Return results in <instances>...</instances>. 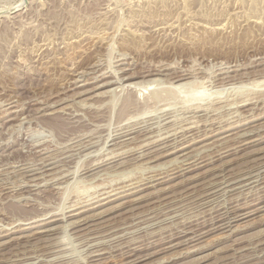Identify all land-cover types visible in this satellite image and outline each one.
Wrapping results in <instances>:
<instances>
[{"label":"rangeland","instance_id":"374dc122","mask_svg":"<svg viewBox=\"0 0 264 264\" xmlns=\"http://www.w3.org/2000/svg\"><path fill=\"white\" fill-rule=\"evenodd\" d=\"M263 143L264 0H0V264H264Z\"/></svg>","mask_w":264,"mask_h":264},{"label":"bare ground","instance_id":"6f19581e","mask_svg":"<svg viewBox=\"0 0 264 264\" xmlns=\"http://www.w3.org/2000/svg\"><path fill=\"white\" fill-rule=\"evenodd\" d=\"M21 1H23V0H21ZM21 3H22V2H21ZM21 3H20V4H21ZM22 4H23V3H22ZM18 6L20 7V5H18ZM16 7H17V6H16ZM9 10H10V9H9ZM98 39H99V38H98ZM102 40H103V39H102ZM98 53H99V52H98ZM142 68H143V67H142ZM130 69H131V68H130ZM124 70H125V69H124ZM124 70H123V71H124ZM121 71H122V70H121ZM125 71H126V70H125ZM136 71H137V70H136ZM138 71H139V70H138ZM139 72H140L139 74L136 72L138 75L135 74L136 76H135V75H132V76H133V77L135 76L134 78H142V79H144V80L147 81V78L149 79V77L156 76V75L158 74V72H160V70L157 69L156 67H155V68H153V67H145V68H143V70H141V71H139ZM179 72H180V71H179ZM187 72H188V70H187ZM134 73H135V72H134ZM134 73H132V74H134ZM156 73H157V74H156ZM176 73H178V71H177ZM176 73H174V74H176ZM192 73H193V72H192ZM105 74H106V73H105ZM161 74H163V73H161ZM188 75H189L188 73H185V72L183 71L182 73H179L178 75L175 76L174 81H176V80H177V81H183ZM102 76H103V75H102ZM111 76H112V75H111ZM132 76L130 75L129 77L132 78ZM159 76H160V75H159ZM191 76H192V75H191ZM104 77H106V76H104ZM171 77H173V76H171ZM171 77H170V78H171ZM102 78H103V77H102ZM187 78H188V77H187ZM187 78H186V79H187ZM118 79H119V78H118ZM120 79H121V78H120ZM128 79H130V78H128ZM150 79H151V78H150ZM154 79H155V78H154ZM154 79H152V80H154ZM186 79H185V80H186ZM126 80H127V79H126ZM152 80H151V81L149 80V82H146V81L141 80L140 82H141V84L145 83V84L148 85V86H149V84H150V85H154L155 82L157 83V81H152ZM159 80H160V79H159ZM172 80H173V79H172ZM172 80L170 79L169 82L173 83ZM120 81H121V80H120ZM123 81H124V80H123ZM128 81H129V80H128ZM142 81H143V83H142ZM161 81H163V80H161ZM167 81H168V80H167ZM167 81H166V82H167ZM137 82H138V81H137ZM137 82H136V84H137ZM140 82H139V85H140ZM153 82H154V84H153ZM159 82H160V81H159ZM184 82H185V81H184ZM195 82H196V81H195ZM109 83H110V82H109ZM133 83H134V82H133ZM171 83H170V84H171ZM181 83H182V82H181ZM106 84H108V83H105V85H106ZM110 84H111V83H110ZM136 84H135V85H136ZM145 84H143V85H145ZM177 84H178V83H177ZM131 85H132V83H131ZM135 85H134V86H135ZM143 85L141 86V88H143ZM158 85H159V84H158ZM181 85H182V84H181ZM129 86H130V85H129ZM170 86H171V85H170ZM177 86H178V85H177ZM189 86H190V84H189ZM242 86H243V85H242ZM135 87H138V86H135ZM139 87H140V86H139ZM155 87H156V86H155ZM174 87H175V86H174ZM178 87H179V86H178ZM206 87H207V86H206ZM145 88H146V87L144 86V90H145ZM149 88H150V87H149ZM149 88H148V89H149ZM151 88H152V87H151ZM172 88H173V87H172ZM172 88H170V89L172 90ZM184 88H185V87H184ZM139 89H140V88H139ZM148 89H146V90H148ZM153 89H154V88H153ZM174 89H175V88H174ZM135 90H136V89H135ZM157 90H158V89H156V91H157ZM181 90H182V89H181ZM206 90H207V89H206ZM148 91H149V90H148ZM152 91H153V90H152ZM154 91H155V90H154ZM158 91H159V90H158ZM202 91H203V90H202ZM220 91H221V90H220ZM137 92H138V91H137ZM137 92H135V93H137ZM143 92H144V91H143ZM149 92H150V91H149ZM175 92H176V90H175ZM178 92H179V91H178ZM184 92H186V91H184ZM197 92H198V91H197ZM133 93H134V92H133ZM152 93H154V92H152ZM180 93H181V91H180ZM191 93H192V92H191ZM130 94H132V92H131ZM136 95H137V94H136ZM191 95H192V94H191ZM202 95H203V94H202ZM133 96H134V95H133ZM151 96H152V95H151ZM204 96H205V95H204ZM206 96H207V95H206ZM197 97H200V94H199V96H197ZM208 97H209V96H208ZM136 98H137V97H136ZM152 98H153V97H152ZM195 98H196V96H195ZM195 98H194V99H195ZM201 98H202V97H201ZM210 98H211V97H210ZM134 99H135V98L133 97V100H134ZM189 99H190V98H189ZM190 101H191V99H190ZM201 101H202V100H201ZM137 102H140V101H138V99H137V101H136V99H135L134 101H131V102L128 101L127 106H125V104H124V106H125V108H126V107H127V108H129V107L132 108V107L134 106L133 108L137 109V108H138L137 106H138V105H141V104L133 105V103L135 104V103H137ZM126 103H127V102H126ZM148 103H149V102H148ZM157 103H158V102H157ZM202 103H203V102H202ZM250 104H251V103H250ZM130 105H131V106H130ZM132 105H133V106H132ZM142 105H144V106L147 105V106H148V104H145V103L142 104ZM135 106H136L137 108H136ZM199 106H200V105H199ZM241 107H245V105H244V106H241ZM123 108H124V107H123ZM127 108L125 109L126 112H127ZM131 108H129V109H131ZM192 108H194V107H192ZM129 109H128V110H129ZM195 109H197V108H195ZM198 109H199V108H198ZM202 109H203V108H202ZM191 110H192V109H191ZM206 110H207V109H206ZM121 111H122V110H121ZM121 111H120V112H121ZM123 111H124V109H123ZM130 111H131V110H130ZM130 111H128V113H129ZM196 111H197V110H196ZM199 111H200V110H199ZM199 111H198V113H199ZM204 111H205V110H203V112H204ZM120 112H119V113H120ZM163 112H164V111H163ZM200 112H201V111H200ZM212 112H213V111H212ZM101 113H102V112H101ZM109 113H110V112H109ZM122 113H124V112H122ZM189 113H190V112H189ZM102 114H103V113H102ZM130 114H131V113H130ZM130 114H128V115L130 116ZM191 114H192V113H191ZM206 114H207V113H206ZM126 115H127V114H126ZM199 115H200V114H199ZM124 116H125V115L122 114L121 117H124ZM191 116H192V115H191ZM195 116H196V114H195ZM202 116H203V115H202ZM166 117H167V115H166ZM192 117H194V116H192ZM169 119H170V118H169ZM198 119H199V118H198ZM246 119H247V118H246ZM125 120H129V119H125ZM241 120H242V119H241ZM247 120H248V119H247ZM121 121H122V120H121ZM165 121H166V120H165ZM254 121H255V120H254ZM249 122H250V121H249ZM137 125H138V123H137ZM129 127H130V126H129ZM132 129H134V128H132ZM190 129L194 130L195 128H190ZM188 130H189V129H188ZM192 130H191V131H192ZM200 130H201V129H200ZM128 131H129V130H128ZM131 131H132V130H131ZM134 131H135V130H134ZM143 132H144V131H143ZM185 132H189V131H185ZM185 132H182V133H185ZM198 132H200V131H197V133H198ZM204 132H205V131H204ZM127 133H129V132H127ZM138 133H139V132H138ZM146 133H147V132H146ZM223 133H224V132H223ZM139 134H140V133H139ZM147 134H148V133H147ZM185 134H186V133H185ZM185 134H183V136H184ZM187 134H188V133H187ZM189 134H190V133H189ZM218 134H219V133H218ZM109 135H110V134H109ZM131 135H132V134H131ZM142 135H145V134H142ZM175 135H177V134L175 133ZM175 135L172 134V137H174ZM192 135H194V134H192ZM195 135H196V134H195ZM195 135H194V136H195ZM128 136H129V135H128ZM146 136H147V135H146ZM183 136H181V137H183ZM190 136H191V135H190ZM194 136H193V137H194ZM240 136H241V135H240ZM245 136H246V135H245ZM116 137H117V136H116ZM139 137H140V136H139ZM185 137H186V136H185ZM196 137H197V136H196ZM238 137H239V136H238ZM134 138H135V137H134ZM158 138H160V137H158ZM164 138H165V137H164ZM168 138H169V137H168ZM168 138H167V139H168ZM176 138H177V137H176ZM186 138H187V137H186ZM194 138H195V137H194ZM262 138H263V137H262ZM128 139H129V138H128ZM162 139H163V138H162ZM162 139L160 138L158 143H160V140L162 141ZM165 139H166V138H165ZM236 139H237V138H236ZM108 140H109V139H108ZM117 140H118V139H117ZM171 140H172V139H171ZM171 140L169 139V142H170ZM175 140H176V139H175ZM175 140L173 139V141H174L173 143L176 144L178 141L175 142ZM177 140H178V139H177ZM182 140H183V139H182ZM184 140H185V139H184ZM187 140H188V139H187ZM194 140H195V139H194ZM194 140H192V141H194ZM122 141H123V140H122ZM143 141H144V140H143ZM154 141H155V140H154ZM156 141H157V140H156ZM180 141H181V140H180ZM195 141H196V140H195ZM254 141H255V140H254ZM110 142H111V141H110ZM149 142H150V141H149ZM151 142H152V141H151ZM162 142H163V141H162ZM167 142H168V141H167ZM167 142H166V143H167ZM185 142H186V141H185ZM190 142H191V141H190ZM257 142H258V141H257ZM257 142H256V143H257ZM260 142H261V141H260ZM124 143H125V142H124ZM143 143H144V142H143ZM156 143H157V142H156ZM164 143H165V141H164ZM164 143H162V144L164 145ZM196 143H197V141H196ZM250 143H251V142H250ZM113 144H114V143H113ZM151 144H152V143H151ZM153 144H154V143H153ZM170 144H171V146L173 145L172 142H171ZM185 144H186V143H185ZM185 144H184V145H185ZM263 144H264V143H263ZM89 145H90V144H89ZM148 145L150 146V144H148ZM156 145H157V144H156ZM163 145H162V146H163ZM178 145H179V144H178ZM208 145H209V144H208ZM211 145H212V144H211ZM252 145H253V143H252ZM119 146H120V145H119ZM141 146L144 147L143 145H141ZM153 146H155V145H153ZM157 146H158V145H157ZM166 146H167V145H166ZM166 146H165V147H166ZM168 146H169V145H168ZM168 146H167V147H168ZM171 146H170V147H171ZM189 146H191V145H189ZM238 146H239V145H238ZM241 146H242V145H241ZM246 146H247V145H246ZM249 146H250V145H249ZM258 146H259V145H258ZM113 147H114V146H113ZM120 147H121V146H120ZM145 147H148V146L146 145ZM155 147H156V146H155ZM239 147H240V146H239ZM81 148H82V147H81ZM123 148H124V147H123ZM153 148H154V147H153ZM161 148H163V147H161ZM247 148H248V147H247ZM254 148H255V147H254ZM90 149H91V148H90ZM139 149H141V147H140ZM149 149H150V148H149ZM156 149H157V148H156ZM158 149H159V148H158ZM158 149H157V150H158ZM172 149H174V146H173ZM180 149H181V148H180ZM164 150H167V149L164 148ZM232 150H233V149H232ZM242 150H243V149H242ZM259 150H260V149H259ZM85 151H86V150H85ZM87 151H88V150H87ZM135 151H136V150H134V152H135ZM142 151H143V150H142ZM144 151H145V149H144ZM150 151H151V150H150ZM159 151H160V150H159ZM178 151H179V149H178ZM180 151H181V150H180ZM227 151H228V150H227ZM227 151H226V152H227ZM255 151H256V150H255ZM111 152H112V151H111ZM114 152H115V151H114ZM131 152H132V151H131ZM146 152H147V151H146ZM162 152H163V151H162ZM165 152H166V151H165ZM174 152H175V151H173L172 153H174ZM184 152H185V151H184ZM256 152H257V151H256ZM258 152H259V151H258ZM126 153H127V152H126ZM126 153H125V154H126ZM132 153H133V152H132ZM138 153H140V152H138ZM150 153H151V152H150ZM160 153H161V152H160ZM167 153H168V152H167ZM167 153H166V154H167ZM224 153H225V152H223V155H224ZM88 154H89V153H88ZM90 154H91V152H90ZM122 154H123V153H122ZM122 154H121V155H122ZM128 154H129V152H128ZM140 154H141V153H140ZM148 154H149V153H148ZM162 154H163V153H162ZM170 154H171V153H170ZM225 154H226V153H225ZM231 154H232V153H231ZM260 154H261V153H260ZM109 155H110V154H109ZM109 155H108V156H109ZM123 155H124V154H123ZM123 155H122V156H123ZM130 155H132V154H130ZM130 155H129V156H130ZM142 155H143V154H142ZM142 155H141V156H142ZM145 155H146V154H145ZM167 155H169V153H168ZM167 155H166V156H167ZM173 155H174V154H173ZM183 155H184V154H183ZM220 155H222V153H221ZM226 155H230V153H228V154H226ZM70 156H71V155H70ZM70 156H69V157H70ZM104 156H105V155H104ZM106 156H107V155H106ZM108 156H107V157H108ZM141 156H140V158H141ZM146 156H147V155H146ZM146 156H145V157H146ZM148 156H149V155H148ZM156 156H157V155H156ZM158 156H159V155H158ZM162 156H164V155H162ZM169 156H170V155H169ZM186 156H187V155H186ZM188 156H189V155H188ZM252 156H253V155H252ZM69 157H68V158H69ZM115 157H116V155H115ZM123 157H124V156H123ZM159 157H160V156H159ZM225 157H226V156H225ZM71 158H72V157H71ZM102 158H103V157H102ZM124 158H125V157H124ZM124 158H123V159H124ZM126 158H127V157H126ZM142 158H143V157H142ZM142 158H141V159H142ZM147 158H149V157H147ZM155 158H156V157H155ZM155 158H154V159H155ZM157 158H158V157H157ZM176 158H179V156H177ZM220 158H221V157H220ZM223 158H224V157H223ZM223 158H222V159H223ZM63 159H64V158H63ZM103 159H106V160H107L106 157L103 158ZM111 159H112V158H111ZM116 159H118V158H116ZM133 159H134V158H133ZM135 159H136V158H135ZM199 159H200V158H199ZM100 160H102V159H100ZM100 160L98 161V163L100 162ZM128 160H129V158H128ZM130 160H131V159H130ZM157 160H158V159H157ZM176 160H177V159H176ZM184 160H185V159H184ZM186 160H187V159H186ZM188 160H189V159H188ZM197 160H198V159H197ZM64 161H65V160H64ZM69 161H70V160H69ZM69 161H68V162H69ZM107 161H109V160H107ZM114 161H115V160H114ZM116 161H117V160H116ZM126 161H127V160H126ZM177 161H178V160H177ZM59 162H60V161H59ZM61 162H62V161H61ZM66 162H67V161H66ZM66 162H65V163H66ZM70 162H71V161H70ZM111 162H112V161H111ZM178 162H179V161H178ZM185 162H186V161H185ZM198 162H199V161H198ZM51 163H53V162H51ZM51 163H49V164H51ZM95 163H96V162H95ZM98 163H97V165H98ZM107 163H108V162H107ZM179 163H180V162H179ZM181 163H182V162H181ZM54 164H55V163H54ZM92 164H93V163H92ZM100 164H101V163H100ZM102 164H103V161H102ZM197 164H198V163H197ZM42 165H43V164H42ZM45 165H46V164H44V166H45ZM104 165H105V164H104ZM104 165H103V166H104ZM183 165H185V164H183ZM191 165H192V164H191ZM194 165H195V164H194ZM194 165H192V166H194ZM93 166H95V165H93ZM99 166L102 167L101 165H99ZM196 166H197V165H196ZM199 167H200V166H199ZM31 168H32V167H31ZM41 168H42V167H41ZM197 168H198V166H197ZM201 168H202V167H201ZM93 169H94V168H93ZM182 169H183V167H182ZM184 169H186V168L184 167ZM195 169H196V168H195ZM199 169H200V168H199ZM30 170H31V169H30ZM39 170H40V168H39ZM41 170H43V169H41ZM191 170H192V169H191ZM257 170H258V169H257ZM24 171H26V170H24ZM27 171H28V170H27ZM82 171H83V170H82ZM89 171H90V170H89ZM189 171H190V170H189ZM189 171H188V172H189ZM197 171H198V170H197ZM191 172H192V171H191ZM249 172H250V171H249ZM86 173H87V172H86ZM88 173H89V172H88ZM183 173H184V172H183ZM185 173H186V172H185ZM30 174H31V173H30ZM205 174H207V173H205ZM250 174H252V172H251ZM63 175H64V174H63ZM245 175H246V174H245ZM258 175H259V174H258ZM184 176H185V175H184ZM214 176H215V175H214ZM246 176H247V175H246ZM64 177H66V176H64ZM67 177H69V176H67ZM67 177H66V178H67ZM181 177H182V176H181ZM248 177H249V176H248ZM250 177H251V176H250ZM250 177H249V178H250ZM171 178H172V177H171ZM196 178H197V177H196ZM201 178H202V177H201ZM204 178H205V177H204ZM245 178H246V177H245ZM257 178H258V177H257ZM189 179H190V178H189ZM250 179H251V178H250ZM221 180H222V179H221ZM237 180H238V179H237ZM241 180H242V178H241ZM241 180H240V181H241ZM243 180H244V179H243ZM238 181H239V180H238ZM248 181H249V180H248ZM257 181H260V180L257 179ZM257 181H256V182H257ZM165 182H166V181H165ZM234 182H235V181H234ZM246 182H247V181H246ZM256 182H255V183H256ZM236 183H238V182H236ZM236 183H235V184H236ZM241 183H243V182H241ZM241 183H240L239 186H241ZM228 184H229V183H228ZM238 184H239V183H238ZM251 184H252V183H251ZM229 185H230V184H229ZM229 185H228V186H229ZM257 185H258V184H257ZM210 186H212V185H210ZM230 186H231V185H230ZM235 186H236V185H235ZM245 186H246V185H245ZM241 187H242V186H241ZM241 187H239V188H241ZM190 188H191V187H190ZM234 188H235V187H234ZM239 188H238V189H239ZM262 188H264V187L262 186ZM236 189H237V188H236ZM242 189H243V188H242ZM242 189H241V190H242ZM260 189H261V187H260ZM260 189H259V190H260ZM225 191H226V190H225ZM227 191H228V190H227ZM230 191H231V189H230ZM236 191H237V190H236ZM262 191H263V190H262ZM205 192H206V191H205ZM231 192H233V189H232ZM242 192H243V190H242ZM242 192H241V193H242ZM229 193H230V192H229ZM261 196H262V195H261ZM261 196H260V197H261ZM250 198H251V197H250ZM253 199H254V198H253ZM253 199H251V200H253ZM111 201H112V200H111ZM238 201H239V200H238ZM248 201H249V200H248ZM237 203H238V202H236L235 204H237ZM258 203H259V204H263V207H261V208L263 209V208H264V195H263L261 198L258 199ZM258 203H257V204H258ZM240 204H241V203H240ZM243 204H245V203H243ZM255 204H256V203H255ZM255 204H254V205H255ZM237 205H238V204H237ZM247 205H248V204H247ZM247 205H246V206H247ZM250 205H251V206H250ZM250 205H249V206L252 207V202L250 203ZM233 206H234V205H233ZM235 206H236V205H235ZM244 206H245V205H244ZM246 206H245V207H246ZM228 207H229V205H228ZM256 207H257V206H256ZM77 208H78V207H77ZM226 208H227V207H226ZM232 208H233V209H232ZM237 208H238V206L236 207V209H237ZM239 208H240V206H239ZM239 208H238V209H239ZM247 208H248V206H247ZM133 209H134V208H133ZM215 209H216V208H215ZM234 209H235L234 207H231V209H229V210H227V211L225 212L226 214L221 213L220 211H217V210H216V211H214V212H215V215H212L213 217H212V219H211V223L208 224V225H210V226H208L207 224L203 223V221H200V222H202L201 224H200V223H195V224H192V225H190V226H189V224H188V227H186L185 230L183 229L184 231H181V232H180V230H179V231L177 230V232H180V233H178L176 236H172L170 240H171V241H173V240L175 241L176 239H181V240H182L183 238L187 239L188 236L197 237L198 235H200V233H201L203 230H205V229H207V228H210V230L208 229L207 231H214V230H216V229H219V228H220L221 226H223V225H218V224H220V223L222 224V222H224V221H226V220H227V221L231 220L232 215H234V213H236V212L239 211V210L241 211V209H239V210H236V209L234 210ZM242 209H243V208H242ZM244 209H245V208H244ZM244 209H243V210H244ZM259 209H260V208H259ZM255 211H256V210H255ZM260 211H261V210H260ZM262 211H263V210H262ZM252 212H253V210H252ZM256 212H257V211H256ZM25 213H26V211H25ZM29 213H30V212H29ZM32 213H33V212H32ZM85 213H86V212H85ZM240 213H241V212H240ZM240 213H239V214H240ZM249 213H250V212H249ZM83 214H84V213H83ZM246 214H247V213H246ZM246 214H244V215H243V214H242V215H237V216H235V219H236V218H237V219H238V218H241V219L243 220V218H245L244 216H245ZM24 215H25V214H24ZM26 215H27V214H26ZM28 215H29V214H28ZM47 215H48V214H47ZM47 215H46V216H47ZM61 215H62V214H61ZM251 215H253V214L251 213ZM251 215L249 214V216H251ZM44 216H45V215H44ZM46 216H45V217H46ZM75 216H76V215H75ZM75 216H74V218H75ZM246 216L248 217V215H246ZM47 217H48V216H47ZM64 217H65V216H64ZM242 217H243V218H242ZM37 218H38V217H37ZM210 218H211V217H210ZM70 219H71V218H70ZM81 219H82V218H81ZM208 219H209V218H208ZM235 219H234V221H235ZM241 219H240V220H241ZM245 219H246V218H245ZM40 220H41V219H40ZM63 220H64V219H63ZM79 220H80V219H79ZM238 220H239V219H238ZM24 221H25V220H24ZM26 221H27V220H26ZM28 221H29V220H28ZM81 221H82V220H81ZM204 221H206V219H205ZM193 222H194V221H193ZM209 222H210V221H209ZM229 222H230V221H229ZM35 223H36V222H35ZM72 223H73V222H72ZM72 223H70V225H71ZM82 223H83V222H82ZM231 223H232V222H231ZM45 224H46V223H45ZM73 224H74V223H73ZM73 224H72V225H73ZM224 224H226V223H224ZM28 225H29V224H28ZM74 225H75V224H74ZM80 225H81V224H80ZM186 225H187V224H186ZM227 225H228V224H227ZM224 226H225V225H224ZM230 226H231V225H230ZM228 227H229V226H228ZM228 227H227V228H228ZM232 227H233V226H232ZM229 228H231V227H229ZM223 229H224V227H223ZM219 230H220V229H219ZM221 230H222V228H221ZM47 231H48V230H47ZM49 231H51V230H49ZM49 231H48V232H49ZM45 232H46V231H45ZM214 232H216V231H214ZM173 233H174V232H173ZM202 233H203V232H202ZM208 233H209V232H208ZM203 234H204V233H203ZM203 234H201V235H203ZM171 235H173V234H170L169 237H170ZM204 236H206V233H205ZM165 237H167V236H165ZM169 237H168V238H169ZM163 238H164V237H163ZM197 238H198V237H197ZM160 239H161V238H160ZM185 239H183V240H185ZM188 239H189V238H188ZM188 239H187V240H188ZM158 240H159V239H157V241H158ZM197 240H198V239H197ZM199 240H200V239H199ZM154 241H155V239H154ZM157 241H156V243H157ZM191 241H192V240H191ZM194 241H195V240H194ZM194 241H192V242H194ZM149 242H150V241H149ZM163 242H164V241H163ZM163 242H162V243H163ZM185 242H187V241H184V243H185ZM156 243H155V244H156ZM158 243H159V241H158ZM162 243H161V244H162ZM179 243H180V242H179ZM182 243H183V242H182ZM0 244H1V243H0ZM2 244L5 245L6 243H5V244L2 243ZM2 244H1V245H2ZM150 244H151V243H150ZM150 244H149V245H150ZM152 244H153V245H152V247H153L155 244H154V243H152ZM161 244H160V245H161ZM170 244H172V243H170ZM3 245H2V246H3ZM144 245H145V244H144ZM164 245H165V244H164ZM180 245H181V243H180ZM147 246H148V245H147ZM147 246H146V247H147ZM156 246H157V244H156ZM176 246H178V245H176ZM181 246H182V245H181ZM97 247H98V246H97ZM126 247H128V246H126ZM130 247H131V246H130ZM139 247H140V246H139ZM160 247H161V246H160ZM168 247H169V246H168ZM168 247H167V248H168ZM170 247H172V246H170ZM173 247H174V245H173ZM131 248H132V247H131ZM134 248H135V249H128V251H126V252L123 251V252H124V253H123V256H124L125 258H131V257H135V256H137V253H139L141 250H139V249L136 250V247H134ZM137 248H138V247H137ZM157 248H158V246H157ZM141 249H142V248H141ZM143 249H144V248H143ZM149 249H150V248H149ZM149 249H148V250H149ZM161 249H162V247H161ZM165 249H166V248H165ZM171 249H172V248H171ZM171 249H170V250H171ZM99 250H100V249H99ZM146 250H147V248H146ZM92 251H93V250H92ZM94 252H95V251H94ZM99 252H100V251H99ZM101 252H102V251H101ZM120 252H121V251H120ZM144 252H145V251H144ZM106 253H107V252H106ZM90 254H91V253H90ZM95 254H97V253H95ZM95 254H94V257H95V256H100V255H102L103 253H100V254H98V255H95ZM120 254H121V253H120ZM121 255H122V254H121ZM90 256H91V255H90ZM92 256H93V254H92ZM112 257H113V256H112ZM104 259H105V258H104ZM109 259H110V258H109ZM102 260H103V259H102ZM135 260H136V259H135ZM91 261H92V260H91ZM94 262H98V263H99L100 260L98 259L97 261H94ZM130 262H132V261H130ZM91 263H92V262H91ZM127 263H129V262H127ZM95 264H96V263H95ZM130 264H131V263H130ZM132 264H133V263H132Z\"/></svg>","mask_w":264,"mask_h":264}]
</instances>
